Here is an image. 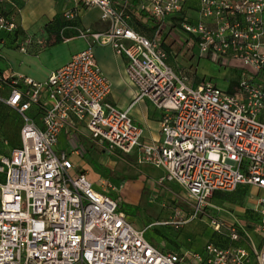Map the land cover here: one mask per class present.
Here are the masks:
<instances>
[{"label": "built area", "instance_id": "built-area-1", "mask_svg": "<svg viewBox=\"0 0 264 264\" xmlns=\"http://www.w3.org/2000/svg\"><path fill=\"white\" fill-rule=\"evenodd\" d=\"M69 1L75 7L63 9L67 20L78 7L97 8L107 27L79 30L89 40L85 49L43 81L11 76L9 95L0 96L22 120L20 145L0 155V264H264V235L249 251L243 242L250 236L237 219L211 220L215 232L224 226L228 246L162 251L146 238L147 227L119 210L118 198L94 189L84 173L71 174L73 163L56 150L60 133L79 126L109 152L137 149L138 164L161 169L158 183L176 184L189 200L191 212L176 208L174 220L157 224L194 221L217 191L246 185L264 193V86L255 81L264 72V0H200L196 21L187 0H137L138 10L159 23L151 37L131 26L130 0ZM15 13H0V49L1 34L18 29ZM172 20L199 56L243 68L232 92L211 81L194 85L193 72L170 64L172 48L161 35ZM31 42L27 37L18 48L26 52ZM95 45L126 58L134 101L147 99L162 113L159 140L143 141L144 129L128 109L108 100L111 82ZM108 188L119 194L121 186ZM257 202L264 219V195Z\"/></svg>", "mask_w": 264, "mask_h": 264}, {"label": "rangeland", "instance_id": "rangeland-1", "mask_svg": "<svg viewBox=\"0 0 264 264\" xmlns=\"http://www.w3.org/2000/svg\"><path fill=\"white\" fill-rule=\"evenodd\" d=\"M83 9L84 10H80L81 14L78 13L79 11H76L75 23L79 30L82 31L89 28L93 32H99L106 29L105 23H102L98 19L99 10L97 8H92L91 10ZM136 15L135 18L130 16V20L134 27L142 34L151 37L153 33L142 28V25L137 21L139 16L138 14ZM84 17L86 24L83 23L82 20ZM140 22L147 26L146 19H140ZM172 25H175V21L173 20L165 27L161 37L162 41H164V46L166 48L171 46L172 48L173 53L169 55L168 60L174 68L178 70L185 69V72L187 71L189 74L193 72L194 75L197 76L196 83L211 81L225 91H228L231 85L233 88L237 85L235 83L241 78L244 71L243 68L225 66L209 57L199 56L196 49L192 51L189 49V46L182 41L183 38L188 35L183 32L179 26L173 27ZM31 30L34 32V35H38L40 37L39 39L42 40V43L39 44V48H42L41 52L45 51L43 55L46 57H63L65 51L69 53L74 52L82 48L85 43L89 42V40L86 39H76L71 42H63L59 45H54V40L52 38H46L47 33L44 30V26H36ZM42 36L44 39L41 38ZM84 41L85 43H82ZM96 48L97 56H101L102 62L111 66L122 67L121 62L119 60L116 61L117 56L113 55V58L108 56L109 51L106 49L107 47L96 45ZM37 54L38 53L35 55ZM192 54H194V56ZM25 56L26 53L10 44L1 46L0 74L9 75L12 72H19L18 68L20 66L23 67L21 60H23ZM123 58L126 63V58L124 56ZM191 64L192 66H190ZM44 75L45 74H43V76ZM255 81L264 86V72L255 76ZM4 114L3 107L0 103V118ZM6 117L4 128L9 147L3 145V142L0 141V155L8 153L9 148L18 143L20 135L21 122L19 118L17 116L15 117L13 114L7 115ZM83 132L85 131H78L77 136L82 141L85 151H81L78 155L70 154L71 145H69L66 154L67 158L74 165L71 174H78L79 170H88L89 174H85L86 178L92 183L94 189L97 190V188L101 186V184H99L100 179H109V171L103 162V159L106 160L109 158L107 154L93 145L92 142L83 135L85 134ZM56 149L58 150L57 152L60 153V150L58 148ZM129 161L134 162L135 157L132 156L129 159L127 158V162ZM138 165H140L141 171L145 169L152 170L153 177L159 173L162 174L160 169L151 165ZM79 167L81 169L78 170L77 168ZM131 169L138 172L137 168L134 166H131ZM110 178L113 182L115 181V183H123L119 195L112 192V190L107 187L104 188L101 186L100 189L104 192H110L112 197L118 198L119 210L126 214L127 218L134 226L138 228L147 227L145 231L146 238L155 247L164 252L169 250L181 252L188 248L194 251H201L207 242H215L219 246H222L226 241L229 242L224 235V226H221L219 232L213 230V226L211 225L212 219L223 221L237 219L250 236L247 239L244 238L243 242V245L249 251H251L253 246H259L264 235V231H262L264 229V219L258 213L257 204L258 198L264 195V193L257 192L248 186L242 185L232 192H215L209 198L205 209L198 214L194 221L179 225H164L157 224V222L174 220V218H172V212L176 208L191 212L189 200L181 188L176 184H172L168 190L163 184L161 185L159 183L155 186L151 185L145 187L143 185L145 179L142 173L124 175L121 180L113 177ZM259 227L262 229L258 230Z\"/></svg>", "mask_w": 264, "mask_h": 264}, {"label": "crops", "instance_id": "crops-1", "mask_svg": "<svg viewBox=\"0 0 264 264\" xmlns=\"http://www.w3.org/2000/svg\"><path fill=\"white\" fill-rule=\"evenodd\" d=\"M18 1H22L23 3L21 8L19 9L17 7ZM65 7H75V5L73 4V2L69 0H9L7 2H0V10H6V11L10 10L11 12H14V13L16 12L15 13L16 15H14L15 20L18 23V28L21 31V33L18 34L16 37L14 36V34L4 35L2 33L1 34L2 37L6 39V44H10L13 47L18 48V44L23 42L25 38L31 37L32 39V42L27 46V51L24 52L26 53V56L23 58V60H21V64H23V67L20 66L18 68L19 72H12L9 75L0 74V96L1 97L6 98L9 95L10 85H11V76L17 77L19 75L20 76L22 75L25 77H31L32 79L36 81H43L48 77V75L53 70L65 64L69 60L72 54L82 49H85L89 45V42L85 43L84 41L82 43H85V45L82 48L74 52H71V53H69L68 51H65L63 57H55V56L46 57L45 55H43L45 51L41 52L42 48H39L40 46L39 44H41L39 43V41L42 42V40L39 39L40 37L38 35H34V32L31 29L36 26H44L47 22L53 19L55 14L62 13ZM186 7L188 9V14L192 18V20L196 21L197 18L199 17L200 0H187ZM80 10H84V9L81 7L76 8V11H79L78 12L79 14H81ZM98 19L100 20L99 16H98ZM82 20H83V23H85V17ZM205 21L208 25H210V27H214L213 26L214 23L211 19H205ZM101 22L104 23L103 21ZM74 25L76 24H73L71 27L78 29V26L77 25L74 26ZM41 38L44 39L43 36ZM46 38H50L48 34ZM76 39L83 40V38L77 35L75 37L68 38L64 40L63 42H71ZM61 43L54 44V45H59ZM103 47H107L106 49L109 51L108 56L110 58H113V55L117 56L116 61L119 60L122 64V67L120 68L115 67L114 65L113 66L108 65L107 63L105 64L104 62H102L101 56H97V48H96V45L94 46V51H95L97 62L100 68L102 69L103 73L105 74V76L111 82V93L108 96V100L112 102L113 104H115L120 109H128L134 122L140 125L141 127H143L144 129L143 138H142L143 141L153 142V141L159 140L161 138V132H160V120L162 118L161 111L157 109L153 105V103L147 99L140 100V101H134V97L136 94V88L131 83L126 73V63L124 62L123 56L116 54L113 51V49L109 46H103ZM36 53L38 54L35 55ZM192 55L194 56V54ZM190 66H192V64ZM43 74L45 75L43 76ZM196 77L197 76H195V78H192V82L193 84L197 85L198 83L195 82ZM0 103L5 113L0 118V141L3 142V145L8 146L9 143L6 139L5 128H4V123L6 122V118H7L6 116L10 114H13L15 117L17 116L19 118V121L21 122V126H22V120L19 114L15 110L10 108L5 102L0 101ZM31 114L34 116L35 121L38 124H40L39 114H37L34 111L31 112ZM21 126H20V129H21ZM81 130L85 131L83 132L85 133L83 135L86 136V138H88V140L92 142L93 145H95L99 150H101L102 152L108 155L109 159H106V160L103 159V162L105 163V166L109 171L108 172L109 179L99 180V184H101L102 187L108 188V185H114V186L120 185L122 188V185H123L122 182L115 183V181L113 182L110 177L121 180L124 177V175H127V174L136 175L139 173H142V176L145 179L144 180L145 182H143V185L145 187L151 186V185L153 186L157 185L158 179L163 174V171L160 169L162 174L159 173L158 175L154 177L152 175L153 171L150 169H145L144 171H141V167L137 163V155H138L137 149H135L132 153H129V154H124L119 151L109 152L106 149L105 143L99 142L97 138L93 137L84 126H79L77 130L68 128L67 130L62 131L58 137V143L56 145V148H58L60 152L66 153L68 146L71 145L70 154H74V155H78L79 153H81V151H85V147L82 144V141L77 136V132ZM19 145H20V135H19L18 143L15 146H12L11 148H9V152L12 148L17 147ZM8 153H4V154H8ZM132 156L135 157V161H134L135 163L131 161L127 162V158L129 159ZM131 166H134L135 168H137L138 172L131 169ZM77 169L79 170L81 168L79 167ZM79 173L89 174L88 170H79ZM101 186L97 188V191L111 195L110 192H104L103 190H101L100 189ZM164 187L169 190L170 185L164 184ZM169 251H174V250H169Z\"/></svg>", "mask_w": 264, "mask_h": 264}, {"label": "trees", "instance_id": "trees-1", "mask_svg": "<svg viewBox=\"0 0 264 264\" xmlns=\"http://www.w3.org/2000/svg\"><path fill=\"white\" fill-rule=\"evenodd\" d=\"M0 2H7V0H0ZM22 5H23L22 1H18L17 2L18 9L21 8ZM127 11H128V13L130 14V16L132 18H135V15L138 14L139 17L137 18V21L139 22V24L142 25V28H144L148 32L153 33L155 31V29L159 26L158 22H156L153 19L149 18L146 15V13H144L143 11H139L138 10V8H137V0H130L129 1V5H128ZM10 12H11L10 10L9 11L0 10V13H4V14H9ZM140 19H146L147 26L145 24L141 23ZM75 20L76 19L69 21L63 16L62 13H57V14H55V16L53 17L52 20H50L49 22H47L44 25V30L49 35V37L54 40V44H58V43H61V42H63L64 40H66L68 38L75 37V36L79 35V29L71 27L73 24H76ZM130 24L135 30H137L136 27H134V25H133L131 20H130ZM74 26H76V25H74ZM172 26L175 27V26H178V25L175 23V25H172ZM20 33H21V31L18 28L15 31L14 36L16 37ZM192 78H195L194 73L192 75ZM237 82L235 84H237ZM228 91H230V92L233 91L232 85L229 87ZM240 186H242V185H239L237 188H239ZM243 186H246V185H243ZM228 244H229V242L226 241V242H224V244L222 246L225 247V246H228Z\"/></svg>", "mask_w": 264, "mask_h": 264}]
</instances>
